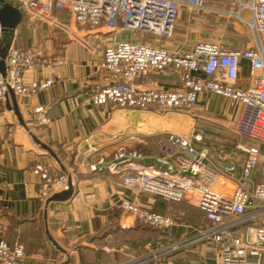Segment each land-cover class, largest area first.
<instances>
[{
	"label": "crops",
	"instance_id": "crops-1",
	"mask_svg": "<svg viewBox=\"0 0 264 264\" xmlns=\"http://www.w3.org/2000/svg\"><path fill=\"white\" fill-rule=\"evenodd\" d=\"M238 5L237 0H225V44L216 43L234 50L252 48L255 37L251 32L252 42L245 41L242 27L246 24L238 18ZM22 14L14 34L0 30V46L10 42L19 48L41 49L43 56L25 72V82L52 80L53 84L32 96L9 94L0 102V240L22 244L31 264H201L187 250L160 255L163 248L209 224L194 198L177 203L126 186L123 176L146 165L143 162L99 166L118 160L120 154L157 158L160 137L175 134L192 140L193 135L201 134L203 143L194 142L197 149L208 146L220 164L225 158L232 159L240 171L244 154L237 146L250 144L234 133L241 105L207 92L199 96L194 114L94 105V94L112 82L102 64L115 34L105 26L80 25L66 10H55L53 22ZM242 17L247 19L249 13ZM155 42L183 52L198 43L188 49L177 38ZM237 85L243 89L251 85L247 61L241 62ZM138 86L166 91L179 88L180 82L177 76L166 79L152 73ZM15 106L20 118L13 111ZM39 107L47 110L48 122L37 121L29 133L28 123ZM176 117L186 121L178 123ZM38 163L57 164L70 176L74 186L67 200L39 202L40 180L33 173ZM125 200L173 216L180 226L170 232L144 226L119 207Z\"/></svg>",
	"mask_w": 264,
	"mask_h": 264
},
{
	"label": "built area",
	"instance_id": "built-area-1",
	"mask_svg": "<svg viewBox=\"0 0 264 264\" xmlns=\"http://www.w3.org/2000/svg\"><path fill=\"white\" fill-rule=\"evenodd\" d=\"M12 1L34 19L53 22L55 10H66L80 25L92 29L105 26L115 34L113 43L104 52L102 64L112 82L94 94L91 99L94 105L110 104L119 109L160 114L174 111L192 114L199 96L206 92L241 105L234 133L250 144L237 146L244 154L240 171L232 159L225 158L224 164H220L208 146L197 149L194 142L203 143L201 134L193 135L192 140L171 134L157 140L156 159L166 167L138 166L133 173L123 176V182L177 203L191 202L194 198L196 207L209 222L184 240L163 248L160 255L187 250L201 264H264V0H237L238 18L254 34V47L234 50L201 41L185 52L125 39L122 35L142 32L171 39L181 10L207 11L209 0ZM244 12L249 13L247 19L242 17ZM42 56L39 48L10 44L5 76L0 73V102L6 101L11 92L17 97L32 96L53 84L52 80L25 82V72ZM242 61L249 63L251 85L246 89L237 85ZM152 73L166 79L177 76L180 87L166 91L139 87ZM37 121L48 122L45 108L35 109L27 126L29 133ZM124 157L120 154L116 159ZM131 158L143 159L137 154ZM33 173L40 180L38 200L42 204L74 186L70 176L57 164L38 163ZM119 207L149 228L170 232L180 226L173 216L155 213L126 200ZM0 264H31V259L22 244L0 240Z\"/></svg>",
	"mask_w": 264,
	"mask_h": 264
},
{
	"label": "rangeland",
	"instance_id": "rangeland-1",
	"mask_svg": "<svg viewBox=\"0 0 264 264\" xmlns=\"http://www.w3.org/2000/svg\"><path fill=\"white\" fill-rule=\"evenodd\" d=\"M209 6L207 11L182 9L174 37L168 40L172 42L177 38L188 49L199 41L223 42L225 44V0H211ZM242 26L240 25V27ZM242 28L246 36L245 41L251 43L252 34L250 28L247 25ZM122 36L125 39H135L146 43H156V40L163 39L142 32H125ZM183 114L189 113L183 112ZM178 121L183 123L186 119L176 117V122Z\"/></svg>",
	"mask_w": 264,
	"mask_h": 264
},
{
	"label": "water",
	"instance_id": "water-1",
	"mask_svg": "<svg viewBox=\"0 0 264 264\" xmlns=\"http://www.w3.org/2000/svg\"><path fill=\"white\" fill-rule=\"evenodd\" d=\"M23 19L22 12L15 6L11 5L5 0H0V28L1 31L4 33L14 34L16 31L18 25L21 23ZM10 48V42L6 45L0 46V73L5 76V60L8 55V50ZM11 96H14V94L11 92ZM13 111L16 113V115L20 118L19 109L17 106L13 108ZM38 144L41 145L39 141L36 140ZM42 148L47 150L53 158L57 159L55 154L48 148L47 146L41 145ZM125 162H143L146 165H153L156 164L158 166L166 167V165L159 162L156 158L147 157L143 159H137V158H121L118 160H115L114 162L108 163V164H101L99 167L101 168H110V167H116L121 165ZM187 176H191V173H187ZM73 192V186L70 185L69 189L63 193H59L54 195L50 201H65L67 200ZM55 243V242H54ZM55 245L59 248V246L55 243Z\"/></svg>",
	"mask_w": 264,
	"mask_h": 264
}]
</instances>
